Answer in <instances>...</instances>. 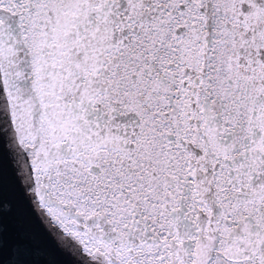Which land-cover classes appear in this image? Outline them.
<instances>
[{"label": "snow or ice", "instance_id": "6c2138e0", "mask_svg": "<svg viewBox=\"0 0 264 264\" xmlns=\"http://www.w3.org/2000/svg\"><path fill=\"white\" fill-rule=\"evenodd\" d=\"M0 264H264V0H0Z\"/></svg>", "mask_w": 264, "mask_h": 264}]
</instances>
